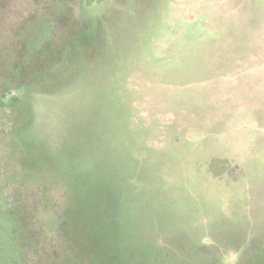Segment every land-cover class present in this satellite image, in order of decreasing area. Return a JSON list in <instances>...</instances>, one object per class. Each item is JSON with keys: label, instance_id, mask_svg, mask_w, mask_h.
Returning <instances> with one entry per match:
<instances>
[{"label": "rangeland", "instance_id": "374dc122", "mask_svg": "<svg viewBox=\"0 0 264 264\" xmlns=\"http://www.w3.org/2000/svg\"><path fill=\"white\" fill-rule=\"evenodd\" d=\"M0 264H264V0H0Z\"/></svg>", "mask_w": 264, "mask_h": 264}]
</instances>
